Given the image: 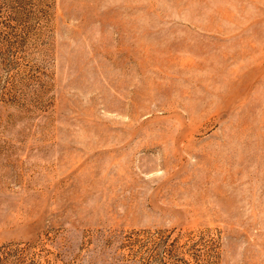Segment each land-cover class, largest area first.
Instances as JSON below:
<instances>
[{"label": "rangeland", "instance_id": "1", "mask_svg": "<svg viewBox=\"0 0 264 264\" xmlns=\"http://www.w3.org/2000/svg\"><path fill=\"white\" fill-rule=\"evenodd\" d=\"M0 264H264V0H0Z\"/></svg>", "mask_w": 264, "mask_h": 264}]
</instances>
